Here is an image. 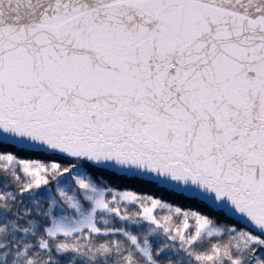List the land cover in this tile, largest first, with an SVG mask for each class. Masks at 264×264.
Segmentation results:
<instances>
[{"label":"snow or ice","instance_id":"6c2138e0","mask_svg":"<svg viewBox=\"0 0 264 264\" xmlns=\"http://www.w3.org/2000/svg\"><path fill=\"white\" fill-rule=\"evenodd\" d=\"M0 264H264V0H0Z\"/></svg>","mask_w":264,"mask_h":264}]
</instances>
